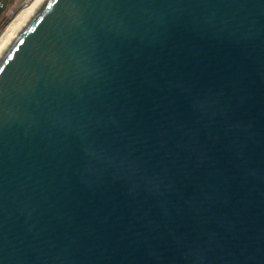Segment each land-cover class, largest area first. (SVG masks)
<instances>
[{
	"label": "water",
	"instance_id": "water-1",
	"mask_svg": "<svg viewBox=\"0 0 264 264\" xmlns=\"http://www.w3.org/2000/svg\"><path fill=\"white\" fill-rule=\"evenodd\" d=\"M0 264H264V0H46L0 62Z\"/></svg>",
	"mask_w": 264,
	"mask_h": 264
},
{
	"label": "bare ground",
	"instance_id": "bare-ground-1",
	"mask_svg": "<svg viewBox=\"0 0 264 264\" xmlns=\"http://www.w3.org/2000/svg\"><path fill=\"white\" fill-rule=\"evenodd\" d=\"M46 0H31L6 27L0 37V62L16 39L27 28Z\"/></svg>",
	"mask_w": 264,
	"mask_h": 264
},
{
	"label": "rangeland",
	"instance_id": "rangeland-1",
	"mask_svg": "<svg viewBox=\"0 0 264 264\" xmlns=\"http://www.w3.org/2000/svg\"><path fill=\"white\" fill-rule=\"evenodd\" d=\"M29 1L31 0H7L6 8L0 10V37L17 14L27 7Z\"/></svg>",
	"mask_w": 264,
	"mask_h": 264
},
{
	"label": "built area",
	"instance_id": "built-area-1",
	"mask_svg": "<svg viewBox=\"0 0 264 264\" xmlns=\"http://www.w3.org/2000/svg\"><path fill=\"white\" fill-rule=\"evenodd\" d=\"M7 0H0V10L6 8Z\"/></svg>",
	"mask_w": 264,
	"mask_h": 264
}]
</instances>
